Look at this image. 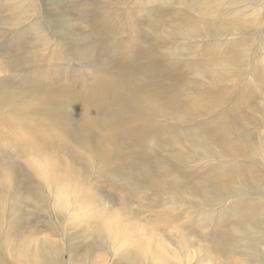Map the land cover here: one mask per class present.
I'll return each instance as SVG.
<instances>
[{
    "label": "rangeland",
    "instance_id": "obj_1",
    "mask_svg": "<svg viewBox=\"0 0 264 264\" xmlns=\"http://www.w3.org/2000/svg\"><path fill=\"white\" fill-rule=\"evenodd\" d=\"M0 264H264V0H0Z\"/></svg>",
    "mask_w": 264,
    "mask_h": 264
},
{
    "label": "bare ground",
    "instance_id": "obj_2",
    "mask_svg": "<svg viewBox=\"0 0 264 264\" xmlns=\"http://www.w3.org/2000/svg\"><path fill=\"white\" fill-rule=\"evenodd\" d=\"M216 11L219 9L217 7H214ZM236 11V10H235ZM254 11V10H252ZM250 16L244 17L243 15V21L246 22L249 19L255 20L256 19V13H253L252 15L249 13ZM258 16V15H257ZM223 17V15H222ZM34 113H37L40 115L41 119L45 122H52L51 117L55 116L56 114V108L54 106L46 105V104H40L36 107V111Z\"/></svg>",
    "mask_w": 264,
    "mask_h": 264
}]
</instances>
